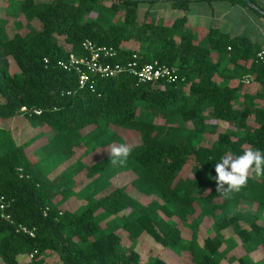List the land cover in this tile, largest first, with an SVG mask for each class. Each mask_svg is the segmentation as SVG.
Returning <instances> with one entry per match:
<instances>
[{"label":"trees","instance_id":"trees-1","mask_svg":"<svg viewBox=\"0 0 264 264\" xmlns=\"http://www.w3.org/2000/svg\"><path fill=\"white\" fill-rule=\"evenodd\" d=\"M190 1L171 4L187 10ZM232 1L263 15L246 0ZM142 3L155 1L0 0V50L16 63L14 70L0 64V119L10 122L0 126V194L11 216L0 209V264H53L48 255L59 264H167L159 257L143 263L101 214L121 215L120 228L134 241L146 232L165 247L188 251L193 264H221L245 234V253L230 258L256 263L251 253L264 248V96H246L241 106L240 83L250 76L264 85V63L256 57L263 47L219 29L198 42L186 16L164 22L141 12ZM85 39L114 47L113 62L136 54L141 62L173 67L175 78L141 83L122 72L81 87L61 62L83 54ZM20 115L25 123L16 134L11 122ZM113 127L138 143H127ZM207 134H216L211 143ZM44 136L66 152L62 170L70 186L89 192L81 210L55 201L58 187L32 159L47 148L32 144ZM20 167L29 177L20 176ZM186 167L190 175L182 178ZM123 172L129 182H113ZM131 186L156 198L143 203ZM243 201L257 210L240 209ZM191 216L193 231L209 216L213 236L184 243L175 218ZM20 223L35 227L36 236L18 231Z\"/></svg>","mask_w":264,"mask_h":264},{"label":"rangeland","instance_id":"rangeland-1","mask_svg":"<svg viewBox=\"0 0 264 264\" xmlns=\"http://www.w3.org/2000/svg\"><path fill=\"white\" fill-rule=\"evenodd\" d=\"M260 1V0H258ZM156 3L153 5V8L156 9L158 11L159 16H155V14H151L154 18H159L162 17V21L166 22V21H172L174 20L177 16H176V11L168 8V5H165L163 3H171V1H155ZM201 5L202 7L205 8H209V2L206 1H201ZM214 3V2H212ZM228 3V2H227ZM214 6V5H213ZM148 7V3H142L140 5V11L144 12V10H146ZM237 11L236 6L231 9V11L229 13H235ZM263 14V13H262ZM180 16H181V12H180ZM264 17V14L262 15ZM205 25L200 23V22H187V26L186 27H190L193 31L194 34V39L196 41H200L202 40L205 32H206V28L204 27ZM184 29V27H179L178 31L181 32ZM11 34V33H9ZM255 34V32H254ZM7 63L10 70H14L16 69V63L13 60V58L11 56H5V54L0 50V64H4ZM240 83V82H239ZM253 81L251 82V85H253ZM240 93H241V102L240 105L242 106L244 103V97L246 96H250L251 99H253V97L256 94V91L253 90V92L247 91L249 90V88L244 89V83H240ZM247 85V84H246ZM245 92H250L253 93L250 95H246ZM244 98V99H243ZM15 121V122H14ZM9 124L10 122L6 119H0V126L2 124ZM11 126H12V131L15 132L16 134H19V128H21L23 126L24 122V117L22 115L16 117V119H14L11 122ZM113 132L118 133L120 136H122L123 138H125L127 140V143L130 144H135L138 143V137H131L127 136V133L124 131V129H121L120 127H113L112 129ZM30 134L29 131L25 132L23 134V137H28ZM4 136L9 137L10 133L9 131H4ZM216 137V134H207L206 137V142L208 141L209 143L212 142V140ZM45 136L43 138H40L39 140L33 141L32 144L33 145H42L43 143L46 145V149H39L36 152H33L32 154V159H36L37 160V165L40 169L43 170V176L45 179L49 180V182H51L52 184H54L56 187H58L59 191L57 196L55 197V201H59L60 199H64V206L68 207L72 210H81L83 207H80L81 205L86 203V199L84 198L85 196H89V192L83 187H80L78 185L75 186H70V183L68 182V178L67 175H65V172L62 170V166L64 168L65 164H67L69 162L64 160L65 154L66 152H63L62 148L59 147V145H57L56 142H54L53 140L47 142V139L45 141ZM3 140V138L1 139ZM130 141V142H129ZM82 152V150H81ZM80 153V152H78ZM46 158V159H45ZM85 159V158H84ZM73 161V160H72ZM105 168H107V166H105ZM112 168V166L110 167V169ZM242 169H245L243 166H241ZM83 173V172H82ZM81 173V174H82ZM100 173V172H98ZM102 179H107V176L103 173L102 171ZM79 175V174H78ZM182 178H186L190 175V171L189 168H184L180 174H179ZM71 179V176L69 177ZM131 177H129V175L125 172L123 173H119L118 175L115 176V178L113 179V182L117 183L118 185H120V182H123L122 184L128 183ZM72 189H77L75 190L76 192H78V194H76L75 192L73 193ZM208 190H204L201 194L205 195L207 193ZM129 192L131 194L134 195V197H136L137 199L141 200L143 203H150L152 201L153 198H156L155 196H144L143 194L139 193L134 187H130ZM75 196H74V195ZM216 203H220L221 199L220 198H216L213 200ZM239 208L240 209H244V210H253L256 211L257 210V205L254 203H250V202H241L239 204ZM199 211L198 207H197V212ZM233 212L232 209L227 210L226 213H231ZM264 215V212H263ZM101 221L103 222V224L106 227H110V228H118L116 230H118L117 232L119 233V235L122 238L123 244L126 246H134L139 252H140V259L143 263H151L153 261L156 260L157 257L163 259L167 264H193V261L191 259V255L188 251L186 250H182V251H174L168 247L163 246L161 243L157 242L154 240V238L149 235L146 232H143L137 239H132L130 237V235L127 233V231L122 230L120 228V225L122 223V219H121V215L120 216H110L107 217L104 214L100 215ZM179 228L182 231V241L184 243H188L189 241H191V239H195L197 242H202L204 240V238L208 237V236H213V231L211 229L210 226V222H211V218L209 216L205 217V219L202 221V223L200 224V226L195 229L194 231L191 229V223H192V216L189 217L186 221H181L178 218H175ZM261 222V221H259ZM247 226V225H246ZM244 226V227H246ZM230 235H235L232 230L230 232ZM244 236H246L245 234H239L236 236V238H238L239 242L237 244V246L235 248H233L232 250H230V252H228L226 254L225 257L222 258V262L221 264H237L236 261H232L231 260V256L234 257H239L241 255H243L245 253L244 249L242 248V240L244 238ZM224 247H226L225 244L222 245V249H224ZM251 257L252 259V263L255 264H264V248L259 249L257 251H254L253 253H251ZM45 259L53 264H59V259L57 255H48L45 256Z\"/></svg>","mask_w":264,"mask_h":264},{"label":"built area","instance_id":"built-area-1","mask_svg":"<svg viewBox=\"0 0 264 264\" xmlns=\"http://www.w3.org/2000/svg\"><path fill=\"white\" fill-rule=\"evenodd\" d=\"M83 54L71 53L67 61H62L61 65L68 71H73L78 77L81 87H92L99 77H113L122 72H128L135 76L139 82H154L160 79L172 80L175 78L176 71L173 67L160 63L158 61L141 62L136 54H133L125 63L113 62L116 56V49L106 44H99L91 39H85L82 43ZM257 60L264 63V48L257 52ZM252 81L251 77H247L243 82L248 84ZM26 108L24 107L23 110ZM33 112L39 114V109ZM20 176L29 177L25 174L22 167L18 168ZM5 195L0 194V209L3 211L2 216L5 219H11L9 214L4 211L8 206ZM17 230L34 238L36 236V228L26 224H18ZM38 252L34 249L30 252L29 257L32 258Z\"/></svg>","mask_w":264,"mask_h":264},{"label":"crops","instance_id":"crops-1","mask_svg":"<svg viewBox=\"0 0 264 264\" xmlns=\"http://www.w3.org/2000/svg\"><path fill=\"white\" fill-rule=\"evenodd\" d=\"M201 1L209 2V8L204 9ZM155 3L148 5L147 10L151 14H155V16H159L158 11L153 8ZM163 4L168 5V8L176 11V18L186 16L189 23L200 22L205 25L204 27L207 30L219 29L230 36L247 37L253 43L264 48V17L241 3L232 0H191L187 10L174 6L171 3ZM258 4L264 10V0L258 1ZM235 6L237 11L229 13ZM251 82L245 86L249 88L247 91L253 92L255 90L256 94L264 96V85L255 82L251 85ZM250 92H245V94L253 95Z\"/></svg>","mask_w":264,"mask_h":264},{"label":"water","instance_id":"water-1","mask_svg":"<svg viewBox=\"0 0 264 264\" xmlns=\"http://www.w3.org/2000/svg\"><path fill=\"white\" fill-rule=\"evenodd\" d=\"M139 1H178V0H139ZM247 3L252 6L253 8H255L256 10H258L260 13L264 14V10L257 4L253 3L252 0H246Z\"/></svg>","mask_w":264,"mask_h":264}]
</instances>
